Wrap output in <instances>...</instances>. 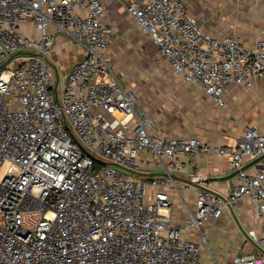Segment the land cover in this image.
<instances>
[{
	"label": "built area",
	"instance_id": "2783aa9c",
	"mask_svg": "<svg viewBox=\"0 0 264 264\" xmlns=\"http://www.w3.org/2000/svg\"><path fill=\"white\" fill-rule=\"evenodd\" d=\"M119 1L166 67L217 105L230 86L264 80V40L205 32L184 0ZM106 13L103 0H0V264H205L184 232L205 242L203 225L247 199L262 232L249 235L264 246V132L247 127L234 146L152 133L108 58L115 30ZM58 37L84 52L60 93L48 61ZM207 155L228 159L235 181L227 197L197 188L190 207L182 191L191 186L176 175L186 159ZM251 161L257 171L246 169ZM188 178L209 181L196 169ZM174 192L187 209L182 226ZM229 264H264V256Z\"/></svg>",
	"mask_w": 264,
	"mask_h": 264
},
{
	"label": "crops",
	"instance_id": "0c3cea01",
	"mask_svg": "<svg viewBox=\"0 0 264 264\" xmlns=\"http://www.w3.org/2000/svg\"><path fill=\"white\" fill-rule=\"evenodd\" d=\"M184 1L190 16L195 20L196 24L205 32L213 34L211 30L201 25L194 17L195 15H193L189 6L191 0ZM103 2L106 6H109L108 3L110 0H103ZM105 21H108L107 16ZM216 37L225 38L226 36ZM237 38L245 42L241 37ZM57 39L58 42H56V44H64L68 40L65 37H58ZM259 39L264 40V32L261 34V37L256 40ZM79 48V54L74 56L73 64L84 57L83 48ZM113 66L117 71L115 64H113ZM69 72L70 69L68 73ZM118 75L125 86L130 91L134 92L131 87L127 86L120 74ZM196 88L201 94L193 98L194 102L190 107L192 110H196V112L199 113L201 120L191 124L188 121H186V123H180L178 121L171 123L168 119L160 117L156 118V122L158 123H156L155 126V122H153L146 113L152 122L153 127L151 132L158 135H168L170 137H197L205 144L219 146H234L237 141L243 137L247 127H257L264 132V80L258 81L252 89L230 86L223 94V106L217 105L212 98L206 96L198 87ZM136 96L139 106V98L137 94ZM228 162V159L216 155L199 156L195 159L185 160V170L180 175H176V180L181 188L185 185L191 186L190 190L182 191L183 198L189 206H191L190 202L192 198L193 202L191 207L194 206L196 199L195 190L199 187L209 188L211 192L222 197H227L230 194L231 185L235 181L236 175L229 170ZM194 164L197 165L196 168ZM245 167L250 172L259 169V165L256 161L247 163ZM195 169L200 174L209 176V181L207 184H204V186L202 184L190 182L188 175ZM173 194L176 199L174 208H180V213L174 210L175 218L173 217V219L180 225L182 224L180 223V218L183 212L186 213L187 217V209L185 203L181 201L178 194L175 192ZM253 230L261 236V224L256 216V203L247 199L239 207H228L220 220L210 221L203 225L202 231L206 237L205 242L202 236L194 231L184 232V237L201 245L200 258L205 264H217V262L229 264L236 256L252 254L264 256V246L255 243L249 235V232Z\"/></svg>",
	"mask_w": 264,
	"mask_h": 264
},
{
	"label": "rangeland",
	"instance_id": "374dc122",
	"mask_svg": "<svg viewBox=\"0 0 264 264\" xmlns=\"http://www.w3.org/2000/svg\"><path fill=\"white\" fill-rule=\"evenodd\" d=\"M189 3L198 22L216 36H237L247 44H252L264 32V0H191ZM108 5L107 22L115 27L108 58L115 64L127 86L138 95L141 111L149 115L155 126L158 123L156 118L160 117L171 123L188 121L191 124L201 120L199 113L190 107L193 98L201 94L197 86L185 82L166 67L158 48L141 31L136 20L119 0H110ZM26 31L35 37L39 35L37 30L30 27H26ZM79 51L77 45L67 40L64 44L57 43L48 57L55 82L58 72L59 93L63 78ZM131 174L138 179L144 178L136 172ZM174 207L173 217L174 210L180 213V208ZM185 218L186 213L183 212L180 226L184 224Z\"/></svg>",
	"mask_w": 264,
	"mask_h": 264
}]
</instances>
